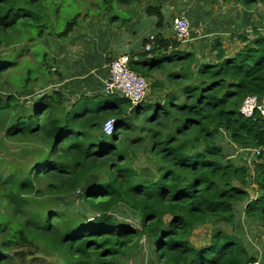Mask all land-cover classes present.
Masks as SVG:
<instances>
[{"label": "trees", "instance_id": "16d2710c", "mask_svg": "<svg viewBox=\"0 0 264 264\" xmlns=\"http://www.w3.org/2000/svg\"><path fill=\"white\" fill-rule=\"evenodd\" d=\"M64 1L0 0V47H17L0 55V264L255 263L233 229L242 207L264 230V117L239 113L246 96L264 97V26L235 35L242 47L233 55L214 40L213 59L199 62L158 33L127 56L129 69L162 100L134 106L108 95L68 107L47 87L53 67L41 45L78 25L80 14L57 30ZM82 1L91 17L114 12L115 1L132 7L125 9L132 16L111 18L117 28L142 3ZM221 1L246 11L264 4ZM144 13L162 26L163 7L148 5ZM23 56L25 78L16 84L8 73ZM109 118L115 125L106 136ZM224 138L246 152L243 163ZM251 149L260 154L248 165ZM206 225L209 237L195 245L194 231Z\"/></svg>", "mask_w": 264, "mask_h": 264}, {"label": "crops", "instance_id": "0c3cea01", "mask_svg": "<svg viewBox=\"0 0 264 264\" xmlns=\"http://www.w3.org/2000/svg\"><path fill=\"white\" fill-rule=\"evenodd\" d=\"M151 4L167 5L170 16L167 23L164 22L166 25L157 27L156 19L144 13V9ZM214 5L218 8L213 9ZM250 14V10L246 11L234 2L219 4V1L213 0H144L131 23L120 28L110 25L103 15L80 18L78 27L69 34L72 36L68 43L54 40L49 44L51 47L47 51L52 60L53 73L47 87L62 93L68 107L83 97L106 98L108 95L104 93V83L108 77L109 62L121 55L139 52L144 39L158 33L174 39L172 21L180 15L190 22L191 40L186 45L180 44L179 51L196 53L199 61H206L203 59L206 46L219 39L227 53L233 55L242 47L233 37L248 31L244 25L245 18H251ZM227 145L230 146L229 141ZM253 252L251 248V253L257 257L256 262L264 264V260Z\"/></svg>", "mask_w": 264, "mask_h": 264}, {"label": "rangeland", "instance_id": "374dc122", "mask_svg": "<svg viewBox=\"0 0 264 264\" xmlns=\"http://www.w3.org/2000/svg\"><path fill=\"white\" fill-rule=\"evenodd\" d=\"M144 0H142L141 2H143ZM213 1H219V4H223V2L221 0H213ZM152 5V4H151ZM114 12L111 13H106L103 16L106 18V20L109 22H111V18L116 15V12L120 14V18H124V17H129L132 16L133 13L131 12H126L125 9H129L132 7L128 6H124L121 7L119 2L115 1L114 2ZM163 7V15H164V22L167 23L168 21V17L170 16V13L168 11V7H166L165 5H162ZM218 6L214 5L213 9H217ZM123 9V10H122ZM121 10V11H119ZM130 10V9H129ZM251 18H245V27L246 29L248 28V30H250L252 28V26L255 27H263L264 26V4H260L258 6L253 7L251 10ZM90 12V13H89ZM86 13L89 14V16L86 17H91L92 10L91 9H86L83 6V1L82 0H74V1H67L65 0L63 4H61V8H60V13H59V17H58V21H57V30L58 31H62L66 24L77 14H80V18H83L84 15H86ZM80 23V20H78V24ZM131 23V21L126 22L125 26L129 25ZM166 25V24H164ZM243 26V27H244ZM78 27V25H77ZM242 32V31H241ZM72 35H69L68 38H64V39H58L59 41H62L64 43H68V41H70ZM80 39V38H78ZM77 39V40H78ZM56 39H51L50 41L47 42V40H43L41 42V45L45 48L48 49L49 47H51L50 45L52 44V41H54ZM51 43V44H50ZM50 44V45H49ZM182 45V44H181ZM186 45V44H183ZM211 46V45H210ZM210 46H206V52L204 51V58L203 59H207L206 61H211L213 59V56L210 57L212 54V52L210 51ZM17 47L11 48V49H5L3 47H0V55L3 54H8V52H10L11 50H16ZM32 53L37 54L39 57L42 56L40 49L38 46L33 45V49L31 50ZM203 51H201L202 53ZM196 54V53H194ZM19 56V54L17 53H13L12 55H9V57L12 60H16V58ZM198 57V54H197ZM21 59H18V66L14 69V71L8 73V76H10L11 80L13 82H15L16 84H20L21 81H23V79L25 78V67H26V62H25V58L20 57ZM211 58V60L209 59ZM51 59V58H50ZM199 62V59H198ZM7 75V74H6ZM150 91V90H149ZM147 96L145 98V102L149 103V104H153L156 101L159 102V100H162V95L159 98V95L157 96V93L155 92H147ZM150 94V97L148 98ZM156 96V97H155ZM155 97V98H154ZM157 98V99H156ZM156 99V100H154ZM153 110V109H151ZM151 110L149 112H151ZM152 113V112H151ZM123 134H127L126 130H123ZM125 144H121L119 145V148H122ZM223 147H225V149H227V151H233L234 152V156L235 159L239 162V163H243L244 160L241 158L239 159L240 155H244L246 156V152H244V150H237L234 148V146H229L227 145V140L224 139L223 143H222ZM227 146V148H226ZM13 151L15 149H17V145H12L11 146ZM253 150V149H251ZM254 153V154H253ZM247 152V156H249V158L247 159L246 157L244 159H246L247 164L251 165V163L254 161H256L255 157V152ZM76 196H73L72 198H68V199H64L63 201H59L58 204L59 205H69V203L71 204L76 198ZM210 231L211 228L209 225H206L204 227H201L197 230L194 231L192 237H191V241L195 244V245H203L206 242L207 237H209L210 235ZM228 231H230V228H228ZM233 232L235 234H237V236H240L242 238V240L245 239V246L251 251V248L254 249V254H256L258 256L259 259L264 260V230L259 227L256 223L254 222H250V220L245 218V214L243 212L242 207H239L236 213V218H235V225H234V229ZM53 260V259H52Z\"/></svg>", "mask_w": 264, "mask_h": 264}, {"label": "built area", "instance_id": "2783aa9c", "mask_svg": "<svg viewBox=\"0 0 264 264\" xmlns=\"http://www.w3.org/2000/svg\"><path fill=\"white\" fill-rule=\"evenodd\" d=\"M172 31L174 40L180 44H187L191 40V25L183 15L176 16L172 21ZM154 37H149L152 40ZM152 47L151 42L145 45V50L149 51ZM129 58L127 55H121L108 64V77L104 83V93L106 95H114L128 100L132 105L136 106L143 102L147 96V81L131 71L128 67ZM255 111L264 117V97L259 98L255 95L246 96L240 104L239 113L249 118ZM115 119L109 118L102 125V132L109 136L114 131ZM255 156L260 154L259 149H253ZM254 154V153H253ZM248 264H259L248 263Z\"/></svg>", "mask_w": 264, "mask_h": 264}]
</instances>
